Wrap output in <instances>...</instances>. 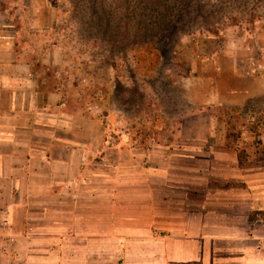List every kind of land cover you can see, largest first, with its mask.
Listing matches in <instances>:
<instances>
[{"label":"crops","instance_id":"crops-1","mask_svg":"<svg viewBox=\"0 0 264 264\" xmlns=\"http://www.w3.org/2000/svg\"><path fill=\"white\" fill-rule=\"evenodd\" d=\"M72 9L0 0V264H264V22L139 43Z\"/></svg>","mask_w":264,"mask_h":264},{"label":"rangeland","instance_id":"rangeland-1","mask_svg":"<svg viewBox=\"0 0 264 264\" xmlns=\"http://www.w3.org/2000/svg\"><path fill=\"white\" fill-rule=\"evenodd\" d=\"M69 1L73 5L71 17L85 24L88 20H96L102 27L104 22H110L112 25H106L107 30L113 33L132 32L139 38V43L159 33L167 34L171 40L179 34L192 38L213 37L227 31H248L256 22H264V0ZM173 13L179 16L176 29L164 31L166 18L176 20ZM150 252V264H153L157 261V251ZM142 253L141 247L135 246L128 253L125 249H118L112 255L117 256L116 264H145L143 262H147V258L142 259ZM109 255L107 250H103V264H113Z\"/></svg>","mask_w":264,"mask_h":264},{"label":"trees","instance_id":"trees-1","mask_svg":"<svg viewBox=\"0 0 264 264\" xmlns=\"http://www.w3.org/2000/svg\"><path fill=\"white\" fill-rule=\"evenodd\" d=\"M172 16L175 17L176 20L171 21V20H168V18H166L165 22L163 23L164 31L170 32V31L176 29V25H177L176 23H178L179 16L175 13H173ZM155 25H160V24H155ZM250 130H251V132H253V131H256V128L252 127V128H250ZM230 136L232 137L233 140H236L238 137V134L237 133L230 134ZM257 144H260V142L258 140H257Z\"/></svg>","mask_w":264,"mask_h":264},{"label":"built area","instance_id":"built-area-1","mask_svg":"<svg viewBox=\"0 0 264 264\" xmlns=\"http://www.w3.org/2000/svg\"><path fill=\"white\" fill-rule=\"evenodd\" d=\"M248 122H250L249 124H252L253 121L249 120ZM258 138H259V141L263 142L264 141V136L262 134H259L258 135ZM7 227V222L5 219H3L1 222H0V228L1 229H5Z\"/></svg>","mask_w":264,"mask_h":264}]
</instances>
